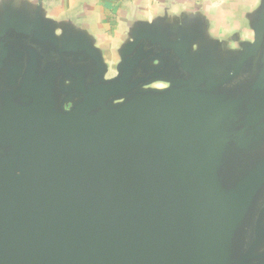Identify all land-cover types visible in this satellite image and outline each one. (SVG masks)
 <instances>
[{"label":"water","instance_id":"1","mask_svg":"<svg viewBox=\"0 0 264 264\" xmlns=\"http://www.w3.org/2000/svg\"><path fill=\"white\" fill-rule=\"evenodd\" d=\"M181 18L106 78L87 30L0 0V264H264V0L238 50Z\"/></svg>","mask_w":264,"mask_h":264},{"label":"rangeland","instance_id":"2","mask_svg":"<svg viewBox=\"0 0 264 264\" xmlns=\"http://www.w3.org/2000/svg\"><path fill=\"white\" fill-rule=\"evenodd\" d=\"M120 1L115 4L128 5L131 0ZM259 3L260 0H153V7L151 5L146 8L131 6L119 12L114 18L118 22L115 23L113 29L115 33L107 40L105 53L109 70L106 78L115 75L114 66L118 61L116 49L125 40L129 26L135 21L151 22L164 14L167 19L182 17L183 22L181 23L186 25H190L188 21L197 19L202 27L206 26L210 39L221 42L220 46L223 50H228V47H236L238 50L237 40L241 42H252L253 40L249 16L258 8ZM155 86L163 87L164 83L159 82Z\"/></svg>","mask_w":264,"mask_h":264},{"label":"crops","instance_id":"3","mask_svg":"<svg viewBox=\"0 0 264 264\" xmlns=\"http://www.w3.org/2000/svg\"><path fill=\"white\" fill-rule=\"evenodd\" d=\"M35 2L36 0H29ZM120 0H42L43 8L48 17L56 20H69L73 24L87 30L96 40L106 58L107 40L115 33L114 19L119 12L129 7L144 8L153 0H131L128 5H116ZM123 6V8H122ZM125 6V7H124ZM119 7V8H118Z\"/></svg>","mask_w":264,"mask_h":264},{"label":"flooded vegetation","instance_id":"4","mask_svg":"<svg viewBox=\"0 0 264 264\" xmlns=\"http://www.w3.org/2000/svg\"><path fill=\"white\" fill-rule=\"evenodd\" d=\"M167 84L165 83L164 86H166Z\"/></svg>","mask_w":264,"mask_h":264}]
</instances>
